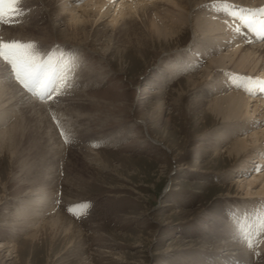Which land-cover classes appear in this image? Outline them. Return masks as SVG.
Instances as JSON below:
<instances>
[{
	"label": "rangeland",
	"instance_id": "374dc122",
	"mask_svg": "<svg viewBox=\"0 0 264 264\" xmlns=\"http://www.w3.org/2000/svg\"><path fill=\"white\" fill-rule=\"evenodd\" d=\"M146 2L151 6L166 3ZM49 3L22 0L24 14L12 24L0 25L4 26L0 34L5 41L34 42L44 59L43 53H63L67 58L76 47L83 63L65 94H53L43 102L20 86L0 59L2 80L12 85L9 103L18 107L16 115L22 123L17 130L22 138L17 153H0V264H264V247L258 249L264 240L258 231L264 222V196L256 192L262 183L240 185L264 172V152L251 146L248 157L247 151L230 156L227 147L237 137L229 134L234 124L210 116L209 101L202 107L197 104L204 98L197 97L201 86L191 87L188 78L204 80L208 66L212 76L221 68L206 56V50L200 52V41L194 39L200 32L193 34L190 25L195 26V21L176 33L178 43L170 38L169 45L157 35L144 44L131 36L129 43V34L111 30V23L106 40L95 41L97 36L90 35L78 43L68 40L62 30L73 13L83 15L84 8L94 9V0L67 1L66 6L74 7L69 16L59 13L64 0ZM118 3L114 1L88 28L93 35L101 34L103 25L116 15L118 26L124 21ZM187 5L193 14L198 12L193 4ZM176 49H198L201 56L195 66L173 73L174 66L167 69L166 62L179 60ZM258 122L250 126L264 128V117ZM61 129L75 142L65 143ZM222 131L229 135L221 140ZM20 148L26 159L18 160ZM97 152L106 166L97 161ZM245 159L248 165L243 169ZM34 180L38 185L44 182L45 197L55 206L47 214L61 213L76 224L77 235L69 244L62 229L54 242L48 234L32 242L28 235L40 222L26 226L25 217L18 219L14 214ZM247 188L252 192L247 194ZM81 202L90 208L78 219L68 209L82 211L74 207ZM246 214L245 229L251 228L247 232L252 235L242 240L241 231L228 237ZM18 220L22 223H13ZM9 244H17L18 249Z\"/></svg>",
	"mask_w": 264,
	"mask_h": 264
},
{
	"label": "bare ground",
	"instance_id": "6f19581e",
	"mask_svg": "<svg viewBox=\"0 0 264 264\" xmlns=\"http://www.w3.org/2000/svg\"><path fill=\"white\" fill-rule=\"evenodd\" d=\"M43 1L44 0H41V2ZM48 1L51 5L55 2V0ZM67 1L69 0H64V4H62L61 6V9L59 11V13H61V16L66 15V12H68L67 15L69 16L71 15V12L74 11V7L66 6ZM114 1L116 2V4L118 3L117 0H94V6H96L94 7V9H92V7L88 10L84 8L82 11L83 15L73 13L68 20L67 27L62 30L65 37L68 38V40H74L78 43H82L84 41H87L89 39V36L91 35V38L97 36V38H94L95 41L101 42V40H103L102 38L106 40L105 37L107 35V32H109L110 30L109 23H111V30H115L118 33L125 32V34H129L127 36L129 43H131V36L136 43L141 42V44H144L148 39H155V35H157V37L161 36L164 40H167V43L164 41L163 42L169 45L172 42L168 40L170 38H178L180 34H177L178 36H176V33H179L185 24L195 21V23L193 22L195 26H193V24L190 25L194 27L193 34L196 32H200L201 34H199L200 36L197 35L194 38L195 42L200 41V52L206 50V54L208 53V55L206 56L210 57L214 65L221 68L220 71L216 70L217 73L215 71L212 76L210 75L212 70L210 71V66H208L206 72H203L204 74L211 76L208 79V76H205L204 80H200L198 77L188 78V81L191 83V87H195L197 85V88H199L198 86H201V89L199 88L198 91L196 90L198 92L197 97L204 98L198 99L199 102H197V104L202 107L209 101L207 111L210 116H218L219 119L224 120L226 123H228V125L234 124L233 126H230L231 131L229 132V134L237 137L234 138L233 142L229 147H227L228 149L226 151L230 156H238L239 154H241V152L247 151L246 153L248 157L250 155L248 153V149L251 146L253 147V150L255 149L254 151H257L258 153H260L261 151L264 152V128L258 129V127L256 128V126H250L255 123V121L257 123L256 125L258 126V120L261 117H264V92H261L255 85L247 83L246 78L251 77L254 79L259 78L261 80H264V40H261L254 33L248 31L243 27H241L240 33H236L234 31V27L236 26L235 21H233L231 17L227 16L223 10L215 6L219 4L221 0H164L166 1V3H155L156 5L153 6L149 5L148 2H146L147 0H130L131 2H129V0H121L118 3L117 7L120 11V14L125 16L123 19L124 21L120 24V26H118L119 20L116 15L111 21H107L105 25H103L101 34L96 33L95 35H93L88 30V28L90 27L91 29L94 25H96L99 19L107 13L106 10L113 4ZM138 1H141L143 3H139L136 5ZM242 1L243 0H228L230 4L239 5L240 7L256 8L264 6V0H250L247 2ZM188 3L196 6L195 8H198V12H195V14H193V12H191L188 8ZM2 27L0 26V33H2ZM5 37V35L0 34V38L7 40V38ZM174 40L173 42H175ZM176 40V43H178V39ZM109 43L110 42L108 41L106 45H108ZM76 50L78 49L75 47L73 52L76 53ZM181 50L176 49V51L179 52V60L173 61V64H171L172 60H168L166 62L167 69H169L172 65L174 66V69L172 70L173 73L190 69L193 65L195 66L194 63H196L197 59L201 56L200 55L198 57V54L196 52L198 51V49H191L189 51L187 50L188 52H182ZM82 59L83 56L78 57V65H81L83 63ZM185 60L187 61L185 62ZM79 68L80 66H78V68L76 69ZM2 70L3 69H0V153L9 151L16 154L17 148H19L20 140L22 139L17 130L19 129V124L22 123H18L19 120L18 116L16 115L18 107L16 106V104L9 103L10 99L13 97V95L10 94L9 91V88H11L12 85L7 84L8 79L5 82L2 80ZM253 75L256 77H254ZM246 84L247 87H245ZM165 85H167V83ZM251 85L252 89L251 91H249L248 89L249 87L251 88ZM214 94V97H212L210 100H207V97ZM94 102L96 103V101ZM12 116L16 117L15 121L10 120ZM136 122L139 123L142 122V120L136 119ZM244 129L246 130V133L239 132L244 131ZM242 134H244V136ZM228 135L227 132L225 133L224 131H222L221 135H218V138H221L222 140L224 138H227ZM218 138H216L214 141L215 145H218ZM214 142L212 144H214ZM219 147L220 146H217L216 149H220ZM23 150L24 149L20 148V150L18 151V160L21 158L26 159L28 157L26 153L22 152ZM95 156L97 161L100 160V163L102 165H107L105 158L101 157V153L99 154L97 152V155ZM241 163L243 164H241V167L243 166L242 168L246 169L248 160L245 159ZM258 164L259 163H257V166H259ZM260 172L262 171L260 170ZM30 177L31 175L28 176L27 179H30ZM258 181H261L262 186L260 189L256 190V192L261 195L263 194L262 196H264V172L254 174L253 179H246L240 185H246L247 187H250L255 183L257 184ZM251 192L252 191L247 188V194ZM47 193L48 190L46 189V186H44V182L38 185V182L34 180L32 189H30V192L29 194H27L25 199L18 204L17 208L14 210V214L18 219L21 218L19 217L20 215H23V217H25L24 221L26 222V226L35 225L37 221L38 223L40 222L34 229V231L30 235H28V237H31L32 242L33 240H36L44 234H48L49 236H51L52 242H54L55 238H57L58 230L62 229L66 236V241L69 244L75 239L77 235V230L75 228L76 224L74 225L73 222L71 223L69 221H66V218L68 217L66 216L65 218L61 213L57 212L55 214H47L48 210H52L55 207L52 201H47L45 197ZM50 193H52V191ZM260 207L263 206H259V208ZM247 216L248 214H246L245 217L243 216L244 218L239 225L233 228L231 227L232 229L230 231V234H228V237H232L234 236V234H238V232L241 231L242 234H240L239 236L242 240H245L246 237H250L252 235V232H247V230H251V228L245 229ZM261 216H264V214H261ZM259 218L260 217L258 216V220ZM13 223L19 224L22 222L19 221ZM243 228L244 230H242ZM255 229L253 228L252 230L254 231ZM259 235L261 238H264L261 236L260 232ZM254 236L257 237L258 235L255 234ZM260 237L258 236L257 238L259 239ZM261 238L257 240L260 241ZM13 244L9 245L13 246ZM261 247H264V240L258 246V249H262ZM16 248L18 249L17 244L13 246V249ZM10 250L12 249L10 248ZM18 255L19 254H17V256Z\"/></svg>",
	"mask_w": 264,
	"mask_h": 264
},
{
	"label": "snow or ice",
	"instance_id": "6c2138e0",
	"mask_svg": "<svg viewBox=\"0 0 264 264\" xmlns=\"http://www.w3.org/2000/svg\"><path fill=\"white\" fill-rule=\"evenodd\" d=\"M21 2L22 0H0V25L12 24L24 14L20 7ZM79 2H83V0H79ZM215 6L235 21L234 31L236 33H240L241 27H243L264 40V6L240 7L230 4L228 0H221ZM37 48L38 46L34 42L5 41L0 38V59L9 67L12 77L34 97L46 102L53 97V94H65V90L72 87L70 80L79 66L78 57L76 53H72L67 58L63 53L60 56L43 53V56H47L44 59ZM247 83L255 85L261 92H264V80L249 77ZM248 90L251 91V88ZM53 119L56 118L53 117ZM57 126H59L58 121ZM60 135L65 138V143L75 142L74 138H68L63 129H61ZM74 207H78L82 211L73 212L72 208H69L68 211L79 219L88 214L90 205L81 202ZM259 232L264 235V222H261ZM248 247H253L251 242L248 243Z\"/></svg>",
	"mask_w": 264,
	"mask_h": 264
}]
</instances>
